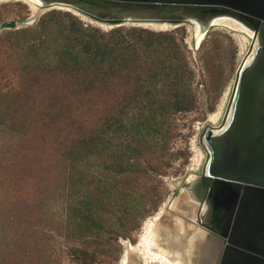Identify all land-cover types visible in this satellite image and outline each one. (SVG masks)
I'll list each match as a JSON object with an SVG mask.
<instances>
[{"label":"rangeland","instance_id":"374dc122","mask_svg":"<svg viewBox=\"0 0 264 264\" xmlns=\"http://www.w3.org/2000/svg\"><path fill=\"white\" fill-rule=\"evenodd\" d=\"M32 5L0 2V264H121L200 175L252 33Z\"/></svg>","mask_w":264,"mask_h":264},{"label":"water","instance_id":"95a60500","mask_svg":"<svg viewBox=\"0 0 264 264\" xmlns=\"http://www.w3.org/2000/svg\"><path fill=\"white\" fill-rule=\"evenodd\" d=\"M36 1L40 10L65 5L104 25L193 20L206 31L227 17L252 33L222 122L206 124L199 136L202 171L182 185V196L198 202L199 229L221 241L213 264H264V0Z\"/></svg>","mask_w":264,"mask_h":264},{"label":"bare ground","instance_id":"6f19581e","mask_svg":"<svg viewBox=\"0 0 264 264\" xmlns=\"http://www.w3.org/2000/svg\"><path fill=\"white\" fill-rule=\"evenodd\" d=\"M1 1L3 0H0V2ZM20 1H28L33 4L32 11L34 13L37 12V9L35 11V6L38 7L39 4L36 0ZM216 19L212 21L211 26L218 24L225 25L222 23V20L217 22ZM163 27L164 26H162V28ZM201 30L203 32L207 31ZM203 36L204 34H199L198 40L201 41ZM252 36L251 34L250 39L253 38ZM250 44L253 43L250 42ZM248 59H250V55L246 57V61H248ZM194 180L195 179L187 181V183H191ZM184 191L186 190L183 188L181 194H184ZM180 197H182V195L176 199L178 205H174L175 202L171 204L167 213L169 214L168 216H166V212L164 213L163 210H160L159 216L144 223V228L139 236L137 244L133 247L128 246L130 253H125L121 264L214 263V257L221 245L220 239L212 234L205 233L202 229H199L198 226L195 228L186 222L189 219L186 218L185 215H189V210L194 211L193 213L195 214L196 209L193 206L194 203L188 201L186 198L185 201L189 204L187 205L188 208L184 207V205L181 206L179 203V201H181ZM161 213H164L163 217H161ZM159 217H161V219L163 218V220L160 219L161 221H159Z\"/></svg>","mask_w":264,"mask_h":264}]
</instances>
